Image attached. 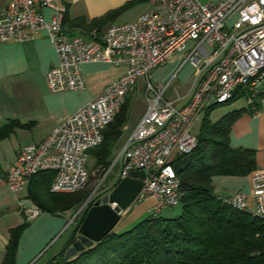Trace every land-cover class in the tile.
<instances>
[{"label":"built area","instance_id":"built-area-1","mask_svg":"<svg viewBox=\"0 0 264 264\" xmlns=\"http://www.w3.org/2000/svg\"><path fill=\"white\" fill-rule=\"evenodd\" d=\"M42 8L53 11L49 22L38 12ZM63 11L58 0H11L0 5V43L30 42L45 29L58 57V64L46 74L53 92L82 90L80 66L84 63L105 62L123 67L124 72L99 97L62 119L43 141L20 150L6 174L8 191L25 189L41 171L55 174L51 193L85 190L91 177L86 168L89 152L102 143L104 129L143 77L145 111L109 169L101 176L96 174L100 177L98 186L116 165L118 181L131 171L143 170L146 177L137 201L154 199V213L179 205L181 187L173 162L190 156L196 148L191 128L197 117L234 96L245 97L254 114L258 112L255 99L264 95V0L209 4L199 0H157L135 21L112 23L102 33L92 30L88 40L66 35L60 22ZM231 17L235 21L227 30ZM188 42L194 44L185 54L184 63L195 69L188 89L179 93L172 85L173 79L152 83L150 72ZM171 89L174 96L167 98ZM97 196L89 195L71 214L70 226L105 195ZM221 200L264 222V170L252 173L249 195L237 192ZM23 211L28 222L42 213L35 205ZM118 214L123 217L126 210Z\"/></svg>","mask_w":264,"mask_h":264},{"label":"trees","instance_id":"trees-1","mask_svg":"<svg viewBox=\"0 0 264 264\" xmlns=\"http://www.w3.org/2000/svg\"><path fill=\"white\" fill-rule=\"evenodd\" d=\"M144 1L148 0H133L88 25H85L82 18L70 21L64 15L63 24H82L85 28L102 33L99 28L113 22L130 6ZM130 94L131 92L126 96L114 120L104 129L102 143L89 152L94 163L93 170L100 176L113 162L114 149L122 135L132 104ZM239 98L234 96L224 104ZM263 98L264 95L255 99L254 106L257 110ZM217 106L220 105L204 112L196 136L197 145L190 154V163L177 173L181 199L180 212L175 218L151 216L137 223L128 232L120 235L111 233L79 256L69 261L62 258L55 264H264V222L248 212L223 204L212 186L214 177H246L256 171L255 152L233 149L229 142L235 121L244 113L254 112L249 105V110L230 112L212 123L210 113ZM13 126L9 124L0 129V140L8 136ZM177 161L180 160H175L173 164ZM117 166L112 171L116 170L118 173ZM112 171L105 179L108 180V185L99 196L106 195L118 183ZM54 177L55 174L51 171H41L27 185V197L41 212L62 214L76 210L88 198L87 188L75 194L51 193ZM86 212L71 226L64 251L78 236V229ZM28 223L26 221L10 230V239L1 264H15L19 239Z\"/></svg>","mask_w":264,"mask_h":264},{"label":"crops","instance_id":"crops-1","mask_svg":"<svg viewBox=\"0 0 264 264\" xmlns=\"http://www.w3.org/2000/svg\"><path fill=\"white\" fill-rule=\"evenodd\" d=\"M9 1L11 0H0V5L5 6ZM131 1L133 0H78L77 2L58 0V4L64 9L60 16V22L67 36L88 40L89 32L96 29L90 30L82 24L66 26L63 24L64 15L70 21L82 18L85 20V25H88L91 21L100 19ZM156 1L148 0L134 4L124 10L110 24L120 23L118 19L126 15L132 17L127 22L135 21L140 15L150 11ZM226 1L229 0H210V3ZM38 12L43 15L46 22H49L53 15V11L47 8L39 9ZM110 24L103 25L99 28L100 31L105 32ZM181 51L165 62L168 74H174L177 71L179 73L181 68L187 64V62L184 63V59L181 61L179 58ZM57 64L56 51L50 43L45 29H41L30 42L0 43V129L9 124L14 125L8 136L0 140V264L10 239V230L26 222L23 208L35 205L27 197V187L17 193H10L6 186V174L17 160L20 150L26 145L38 144L43 141L62 119L74 114L84 104L99 97L104 89L124 72L123 67L105 62L84 63L80 66V73L84 81L82 90L53 92L47 85L46 74ZM152 71L149 74L151 82ZM178 73L176 76H179ZM140 79L143 81L145 90L144 78L140 77L138 80ZM143 108L139 109L138 118L134 123L126 126V121L123 126L122 135L114 149L113 161L125 143L122 141L123 133L126 131L125 135L129 138L144 113L142 112ZM229 142L233 149L253 150L256 171L264 170V98L260 101L256 114L244 113L235 121L230 131ZM114 177H117V173ZM220 178H222L220 183L223 184L221 189L224 192L216 194L218 197L224 198L237 192L250 194L252 173L246 177ZM212 186L213 191L216 192L213 182ZM248 205L252 207L253 202L249 200ZM69 212L71 211L62 214L46 213L48 215L41 217L39 215L30 221L20 236L15 264H39L43 258H46L45 264H55L56 261L64 258L68 247L65 248V251L63 247L71 231L60 249L51 252L49 241L57 226L54 223L56 221L50 215H67Z\"/></svg>","mask_w":264,"mask_h":264},{"label":"rangeland","instance_id":"rangeland-1","mask_svg":"<svg viewBox=\"0 0 264 264\" xmlns=\"http://www.w3.org/2000/svg\"><path fill=\"white\" fill-rule=\"evenodd\" d=\"M199 1L203 4L210 3V0H199ZM130 18H132L131 15H126V16L120 17L118 21L127 22V21H130ZM234 21H235V17H231L228 20L227 25H226L227 30L230 29ZM193 44H194L193 42H188L183 47L181 53L179 54L180 56L179 58L181 61L182 59H184L183 57H185V54L187 53V51H189V49L193 46ZM166 67H167V63H164L162 66L152 71L151 73L152 82L156 84L166 83L169 80L174 78L175 82L173 83V87L174 88L176 87L177 88L176 90L179 93L185 92L189 87L188 82L192 78V75L195 70L194 67L190 63H187L181 68V71L179 73L178 71L176 72L179 74V76H176V73L168 74ZM130 95L132 98V106L129 112L126 126H128L130 123H134V121L138 118L139 109L141 107L145 108L146 106L143 81L141 79L137 81V84L135 85L134 89L131 91ZM173 96H174V91L171 89V91H169V93L166 94V97L171 98ZM144 108L142 112H144ZM241 109L249 110V105L247 104L245 97H241L232 103H227L224 105L217 106L210 113V120L212 123H215L216 121H218L221 117L225 116L226 114L233 112V111L241 110ZM203 114L204 113L200 114L197 117V119L195 120L191 128V132L195 136H197L199 133L201 122L203 119ZM125 134H126V131L123 133V138H122V141L124 142L128 138ZM171 159H176V158L172 157ZM93 166H94V163L91 160V158H89L86 168L88 172L90 173L91 178H90V183L87 187V190L89 191V195L91 196V198H95L97 195L103 192L106 186L108 185V180H107V181H104L101 186H98L100 182V177L96 176V172H94ZM115 173H116V170L112 171L113 175ZM221 179L222 178L220 177L215 178V179L213 178V184L216 186L215 187L216 192H214L215 194H221L224 192L223 189H221V187L223 186V184L220 183ZM154 204H155V200L152 198L140 200V201L136 200L126 210V214L121 218V220L114 227L111 233L114 235H120L125 232H128L137 223L144 221L151 216L163 218V219H170V218H175L180 212V205H176L174 207L164 208L160 210L159 212L154 213L152 211V207L154 206ZM75 212H76L75 210H71V212H69L67 215H55V216L50 215V217L56 221L54 223L57 226L56 230H53L51 240L49 241L50 242L49 246H51V252L60 249V247L63 245V243L67 239L71 231V226H73V225L70 226L71 214H74ZM45 215H48V214L42 213L40 214L39 217L45 216ZM27 237H29V235ZM45 261H46V258H43L39 264H45Z\"/></svg>","mask_w":264,"mask_h":264},{"label":"water","instance_id":"water-1","mask_svg":"<svg viewBox=\"0 0 264 264\" xmlns=\"http://www.w3.org/2000/svg\"><path fill=\"white\" fill-rule=\"evenodd\" d=\"M190 160V156H186L174 163L176 173L186 168ZM145 177L146 173L143 170L131 171L127 178L118 181L109 194L94 202L84 216L78 229V236L65 251V261L92 248L112 232L121 220L118 212L127 210L136 200Z\"/></svg>","mask_w":264,"mask_h":264}]
</instances>
